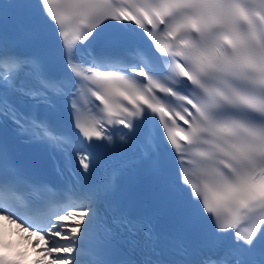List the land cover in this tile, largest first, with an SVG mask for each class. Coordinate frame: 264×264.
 Wrapping results in <instances>:
<instances>
[{"label":"snow or ice","instance_id":"1","mask_svg":"<svg viewBox=\"0 0 264 264\" xmlns=\"http://www.w3.org/2000/svg\"><path fill=\"white\" fill-rule=\"evenodd\" d=\"M0 129L51 167L0 138V264H264V0H0ZM138 173L167 236L120 198Z\"/></svg>","mask_w":264,"mask_h":264},{"label":"clouds","instance_id":"2","mask_svg":"<svg viewBox=\"0 0 264 264\" xmlns=\"http://www.w3.org/2000/svg\"><path fill=\"white\" fill-rule=\"evenodd\" d=\"M8 225V223H4L3 220L0 219V228H2L5 232H7Z\"/></svg>","mask_w":264,"mask_h":264}]
</instances>
